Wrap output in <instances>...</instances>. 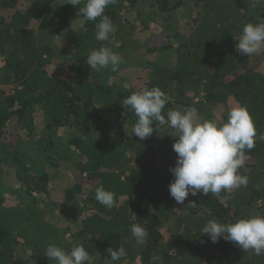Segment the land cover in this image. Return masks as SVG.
Segmentation results:
<instances>
[{
	"label": "trees",
	"instance_id": "trees-1",
	"mask_svg": "<svg viewBox=\"0 0 264 264\" xmlns=\"http://www.w3.org/2000/svg\"><path fill=\"white\" fill-rule=\"evenodd\" d=\"M20 1H0V10L9 15L7 23L0 16V55L4 54L6 71L0 84L13 86L8 94L0 90V147H3L0 166L8 164L17 181L26 187L27 196L35 195L34 202L39 200L37 197L45 201L44 196L59 188L53 182L55 177L48 175L51 172L36 168L30 156L43 154L48 158V165L58 160L70 161L79 173L72 187L62 185L66 189L59 211L69 220L80 219L73 225L70 223L72 229L67 228L66 233L63 226L60 231L35 214L28 219L35 220L29 229L31 238L38 239L35 244L44 248L54 242L70 249L80 243L81 237L86 242L80 244L93 258L98 253L108 258L107 248L123 245L127 255L115 264H264V251L259 254L245 251L223 238L213 243L202 232L213 218L221 223H233L250 217L253 204L259 203L264 211V75L257 68L255 55H240L235 47L244 25L252 22L249 16L252 2L195 0L197 15L191 20L194 26L200 25L198 29L203 36L178 45L172 69L155 68L148 81L125 88L110 86L111 76L105 69L92 70L86 62L89 52L116 41L117 47L112 50L118 53L128 44L124 39L132 34L136 27L134 21L139 20L141 12L148 9L153 17H164L181 7V3L150 0L148 5L139 4L140 0H116L104 12L116 26L108 41L98 42L95 38L94 24L98 20L82 22L83 32L69 36L70 47L76 48V54L70 68L71 77L62 80L48 77L44 70L53 59L49 45L53 31L49 28L60 17V12H55L58 9L55 3L62 0H24L26 6H20ZM66 6L62 14L79 11V6ZM134 9V21L122 16L126 10ZM258 18L255 22L264 20V9ZM140 23L144 30L148 28L147 20ZM61 27L64 26H60V33ZM154 87L168 96L165 112L174 103L184 110L195 107L200 117L213 120L214 107L227 104L229 99L236 106L247 107L256 135L254 147L246 150L244 167L238 170V174L248 177L246 186L233 188L228 193L222 190L219 194H190L183 205L175 202L169 193V184L174 179L169 169L176 166L177 160L173 150L175 131L165 125L140 140L131 131L136 116L122 105L123 99L132 92ZM33 111L41 112L44 131L48 132L42 148L43 140H31ZM228 113L224 111L217 122H226ZM8 125L17 131H10ZM56 129L71 133L66 145L73 149L55 153L58 159L52 160L54 154L48 152L54 151L52 131ZM18 130L28 133L30 140L21 142ZM6 136L15 140V146L10 148L3 141ZM28 146L33 147L29 153ZM129 153L132 165L117 170ZM60 175L58 172L57 177ZM100 185L114 193L115 204L111 209L95 199V190ZM2 199L0 194V207H3ZM80 202L81 211L73 215ZM189 202L196 206L188 205ZM178 211L183 215L178 223L180 227L165 240L161 229L170 221L178 220ZM137 223L149 233L143 245L136 243L130 231L131 225ZM24 225L21 222L11 229L0 224V264H19L18 238L26 234ZM43 256L45 253L27 256L23 264H43ZM153 256L161 259L153 261ZM136 258L138 262L133 263ZM101 264L112 262L109 259Z\"/></svg>",
	"mask_w": 264,
	"mask_h": 264
},
{
	"label": "clouds",
	"instance_id": "clouds-1",
	"mask_svg": "<svg viewBox=\"0 0 264 264\" xmlns=\"http://www.w3.org/2000/svg\"><path fill=\"white\" fill-rule=\"evenodd\" d=\"M82 3L83 6H80ZM115 3L116 0H68L66 4L79 6L77 15L82 22L98 20L94 24L95 38L103 42L108 41L116 31L111 18L104 14L105 9ZM235 41L236 51L240 55L251 56L260 52L264 49V20L246 23ZM86 62L97 72L109 67L112 72H117L123 60L112 48L102 44L89 52ZM167 102V94L154 87L132 92L123 99L122 105L136 116L131 131L140 140L150 137L165 125L175 131L173 150L177 160L176 166L169 169L174 177L169 184V193L175 202L183 205L190 194H219L222 190L246 186L248 177L238 174V170L244 167L246 150L254 147L256 135L247 107H234L228 113L227 121L218 123L200 117L195 107L168 109L165 112ZM95 199L109 209L115 204L114 193L103 185L96 188ZM188 205L196 206L194 202ZM130 231L138 245L146 243L149 233L144 227L138 223L132 224ZM202 232L213 243L223 238L245 251L253 250L257 254L264 251V215L237 219L233 223H221L213 218L208 220ZM106 252L108 258L105 260L110 259L112 264L127 255L123 245L116 249L109 247ZM45 256L55 264H92L93 261L88 250L80 243L70 249L49 244ZM160 259L159 256L152 257L153 261Z\"/></svg>",
	"mask_w": 264,
	"mask_h": 264
},
{
	"label": "rangeland",
	"instance_id": "rangeland-1",
	"mask_svg": "<svg viewBox=\"0 0 264 264\" xmlns=\"http://www.w3.org/2000/svg\"><path fill=\"white\" fill-rule=\"evenodd\" d=\"M0 1L2 2L9 0ZM67 2V0H62L61 2L55 3V7L58 8L55 12H60V17L54 19L52 25L49 28L51 31H53V33L50 35L51 38L49 41V45L53 49V59L50 66L44 69L48 77L54 76L57 79L62 80H68L71 77L72 74L70 68L74 63V55L76 54V48L70 47L71 43L69 36L72 34L78 35L83 32L82 21L77 15L78 12L71 11L62 14V11L64 12L67 10ZM141 2H146V4L149 5L150 0H140L139 4ZM171 2L173 4L181 3V7L166 14L164 17L159 16L158 18H155L147 9L143 11V13L141 12L142 16L139 17L138 21H134L136 18V8L133 11L126 10L123 12L122 16L126 17V19L130 21H134L136 27L132 34L124 39V41H128V44L122 47L118 52L123 60L118 71L112 72L110 67L105 69L110 73L111 76L109 77L110 86L128 88L130 85H141L142 83H139L140 81H148L153 76L155 68L159 67L160 69H172L175 65L176 48L178 45L187 44L191 38H193L191 39L192 41H196L195 39L197 37L203 36V33L198 29L200 25L194 26L191 20L197 15L196 6L194 5L195 0H171ZM250 2H252V5L249 11V16L252 18V22H255L259 19L258 15L260 10L264 9V0H250ZM19 3H21L20 6H26L24 4V0H21ZM0 16L3 17V20L5 21L4 23L9 21V15H7L5 10H0ZM142 20L148 21V28L146 30L142 28V24L140 23ZM61 25L64 26L63 28L61 27L62 33L58 31ZM116 45L117 42L114 41L108 44V47L116 48ZM150 50H152V52ZM253 55L256 57L258 70L264 75V49ZM4 58V54L2 53V56L0 55V80L1 76H3L6 72ZM12 89V85L0 84V90L5 94L11 93ZM170 103H173L172 99H170ZM172 105L173 106H171L170 109L179 108L180 110H184V108H180L174 103ZM234 107L237 106L231 99H229L225 105L214 107L212 111L213 120L219 121L224 111L228 110V112H230ZM40 113V111L31 112L32 124L34 127L31 140H43L42 142H44L48 132L44 131V124L42 122V116ZM8 129L10 131L12 130V132L17 131L13 125H8ZM16 133L17 136H19L18 139L21 142L25 143L30 140L28 133L25 131L20 132V130H18ZM52 135L53 143L55 144L54 151L48 152V154H54L51 159L57 160L58 155H55V153H59L61 151H71L70 149H73L72 147L66 145L67 140L69 137H71V133L65 129H56L52 131ZM6 138L7 139H4L3 141L7 142L10 148L15 146V140H12L11 136H6ZM44 145L45 142L40 147L42 148ZM48 147L49 146H47V148ZM27 148L29 153L33 147L28 146ZM2 149L3 147H0V153H2ZM29 159L31 162H33L36 168L41 169L40 167H43L42 170L45 169V171L51 172V174L48 173V175L55 177L57 182L55 180L53 182L56 187L59 188V191H54L49 193L48 196H44L45 201L37 197L39 200L34 202L35 195L32 194L30 197L27 196L26 187L21 182L17 181L14 171L8 167V164H3L0 166V194L3 197V202L1 205L3 207H0V224L4 223L7 225V227L14 229L18 223L23 222L26 228V234L20 235V233H18V235H20L18 238L19 246L17 247L18 256L20 257L18 261L19 264H23V261L27 256L44 254L46 250L45 246L44 248H40L39 245L35 244L34 241H38V239L31 238L29 229L30 225L33 224L35 220L28 219H31L36 215L42 216L43 220L51 224V221L55 219L54 216H56V211H59L63 203L62 193L66 188H63L62 185H69L72 187L75 181H77L76 179L79 178V173L75 170L70 161L66 163L63 160H58L54 162V164H57L55 166L54 164L48 165V158L43 154L30 156ZM132 163V155L129 153L123 163L119 165L117 170H124L131 166ZM61 166L62 168H60ZM58 172H61V175L57 177ZM49 186H52V181L50 182ZM230 190L225 191L228 193L231 192ZM43 207L49 211L50 214H45L46 212ZM76 207L77 208L72 212L73 215L81 211L82 203H78ZM177 213L179 217L178 220L174 219L170 221L161 229V233L165 240L169 239L172 234L176 233V229L180 227V224L178 225V223H180V218H182L183 215L181 214L182 211H178ZM257 214L264 215V211L262 210V207L259 203L253 204L249 212L250 216H255ZM71 219L72 220L70 221L73 225L75 220H79L80 218L77 217L75 219ZM63 225L66 224L63 223ZM82 237L84 238V236ZM79 238L80 239L78 240H80V243H83L84 241L86 242V240L82 239L81 237ZM59 246L63 247V245ZM43 257V264H55L54 261H49L46 256ZM105 257L106 256L104 254L98 253L96 254V257L93 258L92 263L101 264L102 261L104 262ZM137 262L138 258H136L133 263Z\"/></svg>",
	"mask_w": 264,
	"mask_h": 264
},
{
	"label": "crops",
	"instance_id": "crops-1",
	"mask_svg": "<svg viewBox=\"0 0 264 264\" xmlns=\"http://www.w3.org/2000/svg\"><path fill=\"white\" fill-rule=\"evenodd\" d=\"M44 208V207H43ZM45 214H48L49 211H47L45 208ZM58 210V208H57ZM50 214V213H49ZM52 215V214H51ZM65 216V217H64ZM55 219L53 221H51V224L50 225H54L55 228H58L60 231L61 229L64 227L65 228V231L67 230V228H71L72 229V226L69 225L71 223V221L66 217V214L63 213V214H60L59 211H56V216H54ZM55 221V222H54ZM63 223H65L66 225H63ZM72 224V223H71ZM63 226V227H62ZM70 229V230H71ZM63 230V229H62ZM66 233H68V231H66Z\"/></svg>",
	"mask_w": 264,
	"mask_h": 264
}]
</instances>
